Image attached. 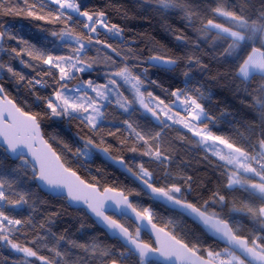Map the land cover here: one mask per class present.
<instances>
[{
    "label": "snow or ice",
    "instance_id": "1",
    "mask_svg": "<svg viewBox=\"0 0 264 264\" xmlns=\"http://www.w3.org/2000/svg\"><path fill=\"white\" fill-rule=\"evenodd\" d=\"M119 11L85 0H0V247L22 256L19 264H264V203L237 208L226 195L247 186L230 182L235 157L215 155L217 148L238 146L217 134L214 94L150 77L146 64L174 72L181 63L165 51L153 48V55L138 45L125 51L102 39V33L122 36L124 29L110 19ZM4 16L43 22V34L22 35L28 26L6 24ZM17 61L34 75L18 71ZM184 63L190 85L191 70L202 65L192 57ZM21 88L27 95L18 100L12 91ZM215 106L219 119L229 115ZM177 125L186 132L170 138ZM53 127L60 131L50 132ZM193 142L211 151L201 163L214 168L218 186L209 189L190 174L193 165L179 149ZM97 159L110 162L128 183L102 168L92 175L88 166ZM251 189L264 201V189ZM43 196L78 205L91 221H77L80 230H92L90 242L78 244L69 229L54 232L64 212ZM238 216L254 230L245 231ZM73 249L81 259L69 255Z\"/></svg>",
    "mask_w": 264,
    "mask_h": 264
},
{
    "label": "trees",
    "instance_id": "2",
    "mask_svg": "<svg viewBox=\"0 0 264 264\" xmlns=\"http://www.w3.org/2000/svg\"><path fill=\"white\" fill-rule=\"evenodd\" d=\"M85 3L89 6L108 4L109 11L113 6L120 8L119 12H112L110 19L112 23H116L124 29L122 36L120 38L105 37L102 33V39L107 38L114 46L124 48L125 51L128 50L125 45L134 50H137L135 46L138 45L140 51L155 55L158 53L152 52V49L156 48L180 59L181 63L174 72L144 65L148 68L150 77L164 86L195 88L200 85L211 90L215 97L212 111L218 117L217 134L225 136L232 144L237 145L238 148H229L234 150L231 154H244L248 164L257 174L252 176L241 172L239 175L243 181L245 180L243 185L247 187L226 195L229 201H235L234 206L237 208H241L245 204L256 206L264 203L254 195L251 185H248H262L264 180V171H261L264 168V75H253L249 81L242 79L239 76L240 67L248 59L247 57L254 48L253 45L246 41L239 43L238 53H232L231 47L236 43L231 37L207 27L212 22L231 26L223 20L221 14L231 16L235 20H242L247 26H264V0H85ZM2 19L6 24L28 26L23 29L21 34L29 38L38 33L43 34L41 32L43 22L9 16H4ZM231 27L242 31L241 28ZM176 36H181L183 43L180 44L175 38ZM261 45L263 46L262 43ZM89 55L95 56V50L93 49ZM189 57L200 61L203 70L201 66L194 67L191 70L193 81L190 85H185V77L182 73L188 70L184 61ZM13 66L29 78L34 75L30 69L24 68L18 61L14 62ZM155 91L159 92V89ZM12 95L18 100L23 99L27 95V89L21 88L12 91ZM216 103H219L220 107L229 113L224 119H219L220 113L216 111ZM33 110H35L34 106ZM115 115L117 114L114 113L113 116ZM137 115L139 116V113ZM139 122L145 123L142 120ZM148 126L156 127L155 124ZM49 131L60 130L53 127ZM74 132L73 128L72 133L74 134ZM185 132L182 125H177L175 130H169L170 138L181 137ZM63 138L69 143L73 139L71 136ZM201 148L203 146H197L193 142L187 149L180 148L179 151L183 154L184 160L193 165L190 174H194V179L204 181L207 188L210 189L218 186L220 179L213 174V167L201 163L205 152L211 155L210 150L206 148L200 150ZM192 149H196V151H192ZM215 155L226 159L225 154L219 155L215 152ZM212 164H217V161H213ZM109 165L110 162L105 163L103 159H97L94 164H90L88 167L93 169L92 175L95 174L96 168H102L105 169L107 175L116 176L119 184L128 183L118 171ZM221 167L226 168L227 165H221ZM227 171L231 182V174L237 171V165L234 168H228ZM129 186L133 185L129 184ZM221 190L223 191V189ZM199 191L205 196L207 195L204 188ZM42 199L51 207L64 212V215L58 219L56 227L53 229L54 232L57 229L60 232L69 229L72 239L78 244L90 242L92 230L90 228L80 230L77 223L79 220L86 225H91V221L82 211L73 210L65 200L60 198L43 196ZM232 206L230 203L229 208ZM229 208H225L221 215H226ZM237 220L243 225L245 231L254 230V225L248 218L238 216ZM121 222L125 221L121 219ZM96 235H103V233H96ZM142 237L146 242L150 240L144 233ZM219 247L223 248L222 245ZM79 251V249H73L69 255L79 260L81 259L78 255ZM5 258L10 260L14 258L16 264L22 260V256L14 257V254H11L6 248L0 247V259ZM244 263L247 264L245 261Z\"/></svg>",
    "mask_w": 264,
    "mask_h": 264
},
{
    "label": "rangeland",
    "instance_id": "3",
    "mask_svg": "<svg viewBox=\"0 0 264 264\" xmlns=\"http://www.w3.org/2000/svg\"><path fill=\"white\" fill-rule=\"evenodd\" d=\"M223 16V20L227 21L228 24H231V26H234L235 28H241L242 31L236 30L233 27L229 25H223L219 22H212L207 25V27L211 28L214 31H218L225 36L231 37V39L234 41V44L231 48L232 53H238V50L240 49V44L242 42H250L253 45V50L250 52L248 59L244 62V64L240 67L239 76L249 81L250 78L253 75H264V26H247V24L242 20H235L233 17L221 14ZM260 40V41H259ZM263 44V46L261 45ZM127 87V86H125ZM128 94L127 92L125 93ZM234 151L233 149H229L227 146H223L222 148H217L216 153L219 155L225 154L226 159L228 158L229 154ZM227 152V153H225ZM218 155V156H219ZM233 157H235V165H237V171L233 172L231 182L233 183H241L244 184L245 180L243 181L241 179V176L239 175L241 172H243L246 175H257L255 174V171L251 168V166L248 164L247 157L243 154H231ZM220 157V156H219ZM221 158V157H220ZM264 181V180H263ZM262 181V185H256L259 188L264 189V183ZM248 185H254V184H248ZM143 233L141 232V235ZM23 259V257H22ZM245 264V263H244Z\"/></svg>",
    "mask_w": 264,
    "mask_h": 264
},
{
    "label": "water",
    "instance_id": "4",
    "mask_svg": "<svg viewBox=\"0 0 264 264\" xmlns=\"http://www.w3.org/2000/svg\"><path fill=\"white\" fill-rule=\"evenodd\" d=\"M52 198H53V197H52ZM54 198H60V199H62L61 197H54ZM66 203L68 204L69 202L66 201ZM78 207H79L78 205H73L71 208H72L73 210H75V209H77ZM109 214H110V215H113V217H115V218H117V219L120 218L118 213H115V212L110 211ZM142 233H144L145 235H147V236L151 239V237L148 235V233H147L145 230H142ZM221 245L224 247L223 244H221ZM236 255L239 256V253L237 252ZM241 259H243V257H241ZM245 262L248 264V261H247V260H245Z\"/></svg>",
    "mask_w": 264,
    "mask_h": 264
}]
</instances>
